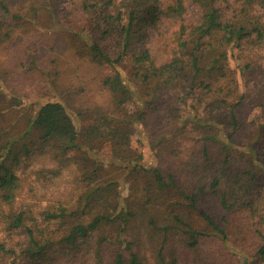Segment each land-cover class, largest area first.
Here are the masks:
<instances>
[{
	"label": "trees",
	"instance_id": "16d2710c",
	"mask_svg": "<svg viewBox=\"0 0 264 264\" xmlns=\"http://www.w3.org/2000/svg\"><path fill=\"white\" fill-rule=\"evenodd\" d=\"M36 1L40 8L50 3ZM81 9L90 28L68 37L88 61L112 70L100 85L110 106L87 109L93 119L79 133L63 98L44 103L27 120L26 132L36 133L32 145L52 150L57 163L35 171V180L48 189L73 166L74 194H38L15 172L30 149L22 145L18 153L14 139L0 141V226L8 237L0 240V264H217L202 247L211 235L234 240L247 255L239 264H250L249 257L264 264V122L255 133L258 149L254 142L240 148L234 136L243 129L245 105L261 109L264 118V87L253 81L264 77V0H211L199 9L198 23L185 21V0H81ZM20 19L0 0V45ZM149 32L161 44V59L147 45ZM127 104L129 123L164 149L169 143L161 124L178 127L183 151L166 169L133 160V168H125L126 199L121 182L103 178L89 153L94 141L129 146L130 130L115 122ZM201 198L214 200L215 214L199 207ZM161 202L172 210L160 219ZM191 211L206 230L190 223Z\"/></svg>",
	"mask_w": 264,
	"mask_h": 264
},
{
	"label": "rangeland",
	"instance_id": "374dc122",
	"mask_svg": "<svg viewBox=\"0 0 264 264\" xmlns=\"http://www.w3.org/2000/svg\"><path fill=\"white\" fill-rule=\"evenodd\" d=\"M8 1L10 8L18 13L21 19L12 36L0 45V109H2L0 141L14 139L13 143L16 146L14 151L18 153L22 145L30 149L26 157L21 156L20 162L15 166V172L20 176H27V180L32 183L38 194L43 193L47 197L66 192L67 195L74 194L73 166L64 168L62 176L48 189L41 181L35 180V171L42 168L53 169L57 167V163L52 150L49 148L41 150L37 144L32 145V141L36 140V133L32 131L29 135L26 132L27 120L44 103L63 98L68 103V111L72 114L78 133L81 132L93 119V115L87 114V109L95 105L110 106L108 94L100 85L105 76L112 74V70L107 65L98 66L88 61L84 54L77 52V45H72L74 41L69 40V33L74 34L81 28H90L89 15L82 11L81 0H50L49 4L44 2L41 8V4L36 0ZM115 1L118 3L120 0ZM210 1L185 0V21L198 23L199 9L208 7ZM46 7H49L48 11ZM167 31L164 28V33L167 34ZM148 35V47L154 56L161 59L162 52L159 49L161 44L154 39L153 32H149ZM114 47L112 41L108 49L114 51ZM259 65L260 73L264 75V53ZM123 69L127 73L130 71L127 65ZM253 81L260 84L259 89H263L264 77H254ZM253 81L250 79L248 88L250 85L253 86ZM262 95L264 96V92ZM132 114L133 108L127 104L120 108L115 121L122 123L121 127L130 130L131 141L128 147L119 149L108 141H94L90 149L92 152L89 153L96 158L97 171L103 178H116L121 182L119 194L126 199L131 191L130 181L124 183L126 178L129 179L127 177L129 172L125 168H133V160L141 165L155 162L154 165L166 169L177 164L181 157L179 152L183 151L182 145L177 141L180 131L178 127H172L167 123L161 124L160 131L165 138L167 137L166 142L169 143L167 149H164V143L156 144L146 137L142 126L129 123ZM239 116L243 120V129L237 134L234 133L237 145L241 148L247 143L254 142L258 149L261 147V140L255 139V133L264 122L261 109L245 105L240 109ZM188 137L197 143L194 135L189 134ZM82 152V150L75 154L72 152L73 159H80ZM72 154L65 156L70 157ZM71 162L72 159L69 163ZM86 171L85 169L84 172ZM212 201L214 202L209 198H201L198 205L201 209L215 214ZM174 204L178 205L176 202ZM168 209L172 210L165 203L157 204L160 219L169 213ZM187 217L194 227L206 230L204 223L199 219L198 211L187 212ZM7 238L6 231L0 226V240ZM12 240L15 241L16 237L12 236ZM202 247L212 253V262L217 264H239L242 258L247 256L238 250L231 237L223 242L220 237L211 235ZM248 261L250 264H263L253 257H249Z\"/></svg>",
	"mask_w": 264,
	"mask_h": 264
}]
</instances>
